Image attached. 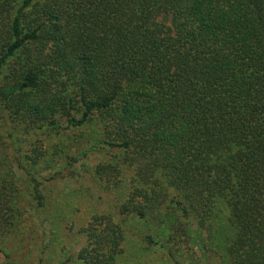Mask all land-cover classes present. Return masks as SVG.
Segmentation results:
<instances>
[{
  "label": "trees",
  "instance_id": "trees-1",
  "mask_svg": "<svg viewBox=\"0 0 264 264\" xmlns=\"http://www.w3.org/2000/svg\"><path fill=\"white\" fill-rule=\"evenodd\" d=\"M0 77L21 176L0 182V264H43L63 170L42 176L36 143L86 128L80 152L120 150L140 180L82 229L77 264L118 262L138 221L173 264H264V0H0ZM74 142L46 161L85 158Z\"/></svg>",
  "mask_w": 264,
  "mask_h": 264
},
{
  "label": "rangeland",
  "instance_id": "rangeland-1",
  "mask_svg": "<svg viewBox=\"0 0 264 264\" xmlns=\"http://www.w3.org/2000/svg\"><path fill=\"white\" fill-rule=\"evenodd\" d=\"M82 131L84 133L81 135L74 130L63 132L60 135H42L38 137L36 143L38 153L41 155L43 152L42 163L36 167L38 172L45 178H50L54 169L63 170L62 175H60L61 178L50 180V187L47 186L48 191L46 193L51 192L48 198V210L56 214L49 217L45 213V222L39 227L45 230L46 236L45 240L41 238L38 242L41 243L42 241L48 248L43 264H77L76 255L84 245L82 229L89 223L94 214L103 212L108 208V204L112 202V197L115 198L114 202H116V199L121 195L127 196L130 188L137 182L139 185L140 178L137 180L134 176L130 168V160H127L128 157L122 151L99 148L91 150L88 154L84 151L80 152L76 148L77 143L74 141L86 140L92 128H86ZM72 142H74L75 148L69 150L73 153L76 152L77 157L78 154L80 156L87 154L85 158H79L73 162L61 154L53 162L52 160L46 161L48 151H51V148L58 150L61 146H69ZM79 143L87 147L84 141ZM1 148L3 149L0 145V152H2ZM4 151L7 153L8 148ZM5 157L0 158V182H19L21 176L17 165L13 164L14 161L10 155L6 160ZM103 165H109V168L97 173L99 166ZM122 167L125 168V171ZM113 168L117 170H113ZM58 198L59 200H57ZM24 207H26L25 202H23ZM137 223L141 225L138 226ZM137 223H129L131 229H128L124 243L125 253L115 264H173L167 250L147 245L144 242V232L142 233V231L147 228V225L142 221ZM29 225L28 222V227ZM165 226L168 225L164 224L163 228ZM21 233L24 239L22 242L14 240L5 244L12 251H15L13 255L16 257L27 255L33 247L32 238L28 235V231L23 229ZM198 248L196 245H194L193 250L192 247H189L187 254L185 253L186 258L192 257L194 252L199 251ZM183 259L185 258L183 257L181 261Z\"/></svg>",
  "mask_w": 264,
  "mask_h": 264
}]
</instances>
